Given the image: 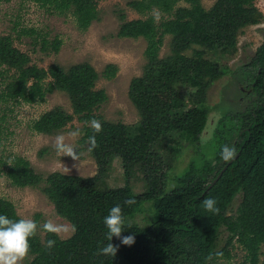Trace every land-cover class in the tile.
I'll return each instance as SVG.
<instances>
[{"label": "trees", "instance_id": "16d2710c", "mask_svg": "<svg viewBox=\"0 0 264 264\" xmlns=\"http://www.w3.org/2000/svg\"><path fill=\"white\" fill-rule=\"evenodd\" d=\"M34 1L47 12L73 18L76 29L85 32L98 20L101 0ZM256 1L216 0L208 11L200 0L127 3L140 18L125 21L120 14L116 37L146 42L143 73L128 88V99L139 116L134 129L95 115L107 101L105 91L95 89L96 82L100 77L113 79L118 71L115 65H107L101 74L86 63L42 69L14 47L12 36L0 37V88L4 85L0 105L44 103L53 92L66 95L71 113L55 107L33 121L30 129L53 135L73 120L81 123L79 144L86 146L97 170L86 179L58 172L43 178L24 158L3 163L12 186L41 188L56 215L73 229L70 238L61 239L48 225L40 227L44 239L37 234L31 238L28 264H220L230 261L235 249L244 253L238 264L259 263L264 247V41L236 72L239 83H247L255 98L240 113H222L211 126L208 153L200 149L201 135L209 128L207 92L230 74V69L206 55L235 56L238 36L263 21ZM154 11L158 20L151 15ZM16 33L17 39L31 38L30 44L38 45L44 54H56L61 46L57 37L49 40L34 28ZM165 37H170L169 55L160 58ZM166 95L171 99L164 100ZM92 120L100 122L99 131ZM225 146L235 151L227 161L222 158ZM188 149V166L173 174L178 157ZM115 161L123 171L124 184L106 188L103 179ZM137 180L143 192L134 195L132 183ZM208 198L214 199L217 211L205 207ZM128 200L133 203H125ZM116 204L121 205L124 218L122 236L134 235L135 242L120 245L114 237L111 242L119 247L112 257L100 254V248L108 243L103 217ZM144 213L148 214L142 219L144 225L136 223ZM0 214L20 219L14 205L2 198ZM48 240L55 241L50 248Z\"/></svg>", "mask_w": 264, "mask_h": 264}, {"label": "rangeland", "instance_id": "374dc122", "mask_svg": "<svg viewBox=\"0 0 264 264\" xmlns=\"http://www.w3.org/2000/svg\"><path fill=\"white\" fill-rule=\"evenodd\" d=\"M129 1L131 0H101L97 5L98 20L94 21L87 31L80 32L76 29L73 18L47 12L34 0H0V37L12 36L14 47L29 56L31 65L42 69H47L52 64L67 69L72 65L86 63L101 74L107 65H115L118 71L113 79L105 80L100 77L96 82L95 89L105 91L107 101L95 111V115L105 121L122 123L134 129L139 116L128 99V88L130 81L143 73L146 64L144 56L146 42L141 38L132 40L116 37L122 23L119 19L120 14H124L125 21L140 18V15L127 7ZM215 2L216 0H200V5L208 11ZM255 6L262 13L263 21L257 26L244 29L238 36L235 56L226 55L221 59L212 54L206 55L209 60L230 69V74L214 82L207 92V103L210 107L209 128L201 135L203 140L200 145L205 155L209 149L208 138L213 131L211 126L216 124L221 114L229 113L228 110L232 114L242 112L256 96L248 92L247 83L239 85L236 77L237 70L249 62L264 41V0H257ZM151 15L159 19V13L156 11ZM21 28L37 29L40 33L46 34L49 40L57 37L61 41L58 53L44 54L38 45L30 44L31 38L27 36L17 39L16 32ZM169 43L170 37H165L159 53L160 58L169 55ZM186 54L190 55L191 51H187ZM1 71L3 67H0ZM3 88L4 85L0 90ZM163 99L168 101L171 98L166 95ZM55 107L71 113L67 96L60 92L48 94L44 103L10 102L0 105V198L10 201L20 218H31L36 221L38 225L36 234L41 240L44 239V233L40 229L42 226L50 224L61 239L70 238L73 229L69 223L56 215L52 203L41 193V188L12 186L3 173L5 168L3 163H8L13 157L24 158L34 173L43 178L54 172L84 179L91 178L97 173L96 164L88 156L86 146L79 144L82 137L81 123L73 120L53 135H40L30 129L33 121ZM189 152L190 149L182 151L173 174H178L188 166L191 155ZM173 174L170 173V179ZM138 180L132 183L135 186L134 195L143 192ZM123 184V171L119 162L115 161L109 169L108 176L103 179V185L106 188H115ZM40 185L42 187L44 183ZM147 215L144 213L138 216L136 223L144 225L142 219ZM243 256V251L235 249L232 251V259L220 264H238ZM30 261L31 258L25 256L20 264H28ZM258 264H264V247L261 248Z\"/></svg>", "mask_w": 264, "mask_h": 264}, {"label": "clouds", "instance_id": "9594fccd", "mask_svg": "<svg viewBox=\"0 0 264 264\" xmlns=\"http://www.w3.org/2000/svg\"><path fill=\"white\" fill-rule=\"evenodd\" d=\"M91 124L97 131L100 130L101 124L98 120H92ZM59 141L60 138H57ZM235 155L233 148L225 146L222 151V158L227 161ZM125 203L131 204L133 201L128 200ZM205 207L210 211H217L215 201L208 198L204 201ZM123 213L120 204L112 206L106 216L103 217V224L107 229V240L104 246L100 248L102 255H115L119 245H114L111 241L115 237L119 240L120 245L131 246L135 242L134 235H124ZM37 223L31 218H20L17 220L10 219L7 215L0 214V264H20L22 259L30 251V240L37 231ZM49 228L52 226L49 224ZM55 243L53 240L46 241L47 247H52Z\"/></svg>", "mask_w": 264, "mask_h": 264}, {"label": "water", "instance_id": "95a60500", "mask_svg": "<svg viewBox=\"0 0 264 264\" xmlns=\"http://www.w3.org/2000/svg\"><path fill=\"white\" fill-rule=\"evenodd\" d=\"M237 158V156L236 157H234V159H236ZM233 160H231V161H229L228 162V165L229 164H231V162H232ZM226 170V167H224L223 169H222V171L219 173V175L217 176V178L211 183V185L209 186V189L217 182V180L221 177V175H222V173L224 172Z\"/></svg>", "mask_w": 264, "mask_h": 264}, {"label": "flooded vegetation", "instance_id": "af4514ba", "mask_svg": "<svg viewBox=\"0 0 264 264\" xmlns=\"http://www.w3.org/2000/svg\"><path fill=\"white\" fill-rule=\"evenodd\" d=\"M239 85H243V84H240V83H239ZM248 92H251L250 89H248Z\"/></svg>", "mask_w": 264, "mask_h": 264}]
</instances>
